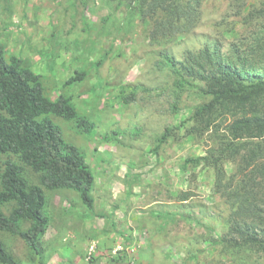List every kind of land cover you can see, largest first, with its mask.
<instances>
[{"label":"rangeland","instance_id":"1","mask_svg":"<svg viewBox=\"0 0 264 264\" xmlns=\"http://www.w3.org/2000/svg\"><path fill=\"white\" fill-rule=\"evenodd\" d=\"M263 8L264 0H203L191 33L167 38L122 0H0V43L43 76L47 94L69 95L94 122L86 135L52 116L86 154L94 202L88 209L74 192L51 195L42 258L0 233L20 264H264L263 251L220 240L230 209L214 189L213 170L184 163L216 147L231 117L202 132L204 123L190 116L208 97L183 89L173 112L172 74L156 66L164 53L186 62L207 44L217 56L260 65L264 16L253 15ZM251 47L257 51L249 55ZM79 68L85 81L66 84ZM250 73L264 75V63ZM165 127L170 134L154 151Z\"/></svg>","mask_w":264,"mask_h":264},{"label":"trees","instance_id":"2","mask_svg":"<svg viewBox=\"0 0 264 264\" xmlns=\"http://www.w3.org/2000/svg\"><path fill=\"white\" fill-rule=\"evenodd\" d=\"M122 2L141 10L143 17L153 18L155 33L172 38L191 33L199 22L203 0ZM258 16H264V8L253 15L255 19ZM203 39L205 44L212 41L208 36ZM257 41L263 46L258 52L260 65L236 54L232 60L221 53L217 56V48L210 50L207 44L186 62L164 53L156 66L172 74L173 112L183 89L208 97L190 116L204 123L202 132L223 114L231 117L216 147L188 157L184 163L203 164L213 170L214 189L230 209L227 234L220 240L235 248L264 252V75L250 73L264 63V38ZM252 47L249 55L257 51ZM100 64L101 60L94 62V68ZM86 75L87 70L79 68L66 84H82ZM131 100V93L121 96L124 103ZM52 116L72 123L86 135L94 129V122L69 95L47 94L43 76L0 43V233L19 238L39 258L43 256L41 239L51 222V195L62 190L74 192L88 209L94 202L95 176L86 154L65 139ZM215 126L210 134L217 139L219 128ZM170 129L164 128L154 151ZM226 164L232 165L231 172ZM0 264H20L1 238Z\"/></svg>","mask_w":264,"mask_h":264},{"label":"built area","instance_id":"3","mask_svg":"<svg viewBox=\"0 0 264 264\" xmlns=\"http://www.w3.org/2000/svg\"><path fill=\"white\" fill-rule=\"evenodd\" d=\"M93 248H94V244L91 243L90 248H89V253H90V251H92Z\"/></svg>","mask_w":264,"mask_h":264}]
</instances>
